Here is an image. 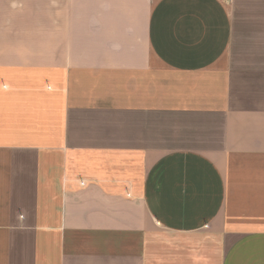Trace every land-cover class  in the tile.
<instances>
[{
    "label": "crops",
    "instance_id": "obj_1",
    "mask_svg": "<svg viewBox=\"0 0 264 264\" xmlns=\"http://www.w3.org/2000/svg\"><path fill=\"white\" fill-rule=\"evenodd\" d=\"M0 264H264V0H0Z\"/></svg>",
    "mask_w": 264,
    "mask_h": 264
}]
</instances>
